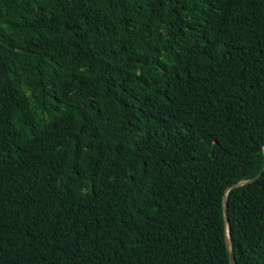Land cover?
<instances>
[{
	"label": "trees",
	"instance_id": "16d2710c",
	"mask_svg": "<svg viewBox=\"0 0 264 264\" xmlns=\"http://www.w3.org/2000/svg\"><path fill=\"white\" fill-rule=\"evenodd\" d=\"M263 164L264 0H0V264H264Z\"/></svg>",
	"mask_w": 264,
	"mask_h": 264
},
{
	"label": "water",
	"instance_id": "95a60500",
	"mask_svg": "<svg viewBox=\"0 0 264 264\" xmlns=\"http://www.w3.org/2000/svg\"><path fill=\"white\" fill-rule=\"evenodd\" d=\"M264 170V164L262 165V167H261V169L251 178V179H249V180H247V181H252V180H254V179H256L260 174H261V172ZM246 181V182H247ZM243 183H245L244 181L243 182H238V183H236V184H234V185H232V186H235V185H240V184H243ZM231 186V187H232ZM224 212H226V210H225V203H224ZM229 223H228V221H227V230L229 231ZM227 246H228V257H229V262H230V264H234V255H233V251H232V249H231V243H230V238H229V235H228V241H227Z\"/></svg>",
	"mask_w": 264,
	"mask_h": 264
}]
</instances>
